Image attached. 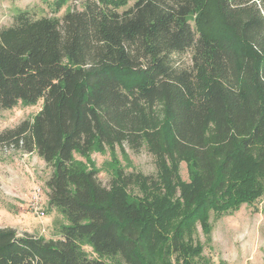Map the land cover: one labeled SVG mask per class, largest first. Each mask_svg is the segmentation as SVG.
<instances>
[{
  "label": "trees",
  "instance_id": "obj_1",
  "mask_svg": "<svg viewBox=\"0 0 264 264\" xmlns=\"http://www.w3.org/2000/svg\"><path fill=\"white\" fill-rule=\"evenodd\" d=\"M128 2L22 12L0 30V111L41 101L0 149L51 169L47 203L63 221L57 239L0 228V264H209L196 226L210 243V213L264 194V0ZM209 6L212 22L193 28ZM144 145L154 176L123 149ZM106 151L107 186L90 160Z\"/></svg>",
  "mask_w": 264,
  "mask_h": 264
},
{
  "label": "rangeland",
  "instance_id": "obj_2",
  "mask_svg": "<svg viewBox=\"0 0 264 264\" xmlns=\"http://www.w3.org/2000/svg\"><path fill=\"white\" fill-rule=\"evenodd\" d=\"M55 1L0 0V30L12 25L14 17L19 13L27 12L34 18H61L71 9H80L84 0H67L57 12H54ZM134 1L129 0L128 5H132ZM213 17L215 12L209 6L203 12L189 15L187 20L193 28H204L203 21L211 23ZM199 19L202 22L198 23ZM40 106L41 101L31 106L18 103L11 109L0 111V132L16 126L22 120H31ZM116 148L119 151V147ZM123 149L129 156L133 171L149 176L156 174L155 158L145 145L136 152L126 147ZM78 159L84 161L83 158ZM109 159V151L90 155L95 168L100 169L98 179L106 186L109 185L110 175L105 170L104 162ZM50 173L51 169L36 154L22 156L21 153L0 149V228H11L18 234H34L44 239L58 238L57 225L63 221L59 212L49 207L44 187ZM178 174L183 181H187L184 162L178 164ZM35 188L41 190L37 207L44 213L42 218L31 210V196ZM178 195L179 193L176 196ZM209 225L210 243L205 242L199 225L193 236L194 243L197 241L203 245L202 255L209 264H263L264 194L252 204H243L237 211L219 218L210 213ZM86 250L90 252L88 248Z\"/></svg>",
  "mask_w": 264,
  "mask_h": 264
},
{
  "label": "built area",
  "instance_id": "obj_3",
  "mask_svg": "<svg viewBox=\"0 0 264 264\" xmlns=\"http://www.w3.org/2000/svg\"><path fill=\"white\" fill-rule=\"evenodd\" d=\"M41 190L39 188H35L34 191H32V196H31V210L34 211L36 215H38L40 218L44 216V213L40 210H38V204L40 203V196Z\"/></svg>",
  "mask_w": 264,
  "mask_h": 264
},
{
  "label": "crops",
  "instance_id": "obj_4",
  "mask_svg": "<svg viewBox=\"0 0 264 264\" xmlns=\"http://www.w3.org/2000/svg\"><path fill=\"white\" fill-rule=\"evenodd\" d=\"M22 154V153H21ZM29 155H32V154H22V156H29Z\"/></svg>",
  "mask_w": 264,
  "mask_h": 264
}]
</instances>
